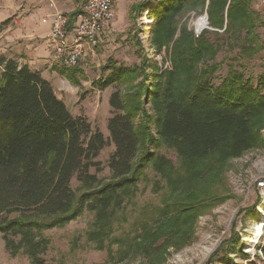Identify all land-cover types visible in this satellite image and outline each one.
<instances>
[{"label": "trees", "instance_id": "trees-1", "mask_svg": "<svg viewBox=\"0 0 264 264\" xmlns=\"http://www.w3.org/2000/svg\"><path fill=\"white\" fill-rule=\"evenodd\" d=\"M251 2L160 0L151 7V42L157 48L171 45L172 66L159 74L155 70L150 82L142 59L130 69L112 62L102 67L93 84L117 87L108 98L107 139L85 116H74L38 71L0 55V233L11 255L21 250L30 264H44L50 242L43 232L64 226L84 210L94 215L87 238L102 249L119 209L135 197L149 165L165 180L168 196L150 221L134 224L132 237L113 240L119 259L139 255L163 264L169 249L192 242L198 218L231 197L225 174L229 159L264 149V94L233 64L212 84L220 67L215 62L219 35L242 37V59L262 49ZM144 4H134L130 17ZM204 9L209 25L222 32L203 30L195 37L186 24L178 30L186 12ZM78 12L68 14L69 26ZM76 66L52 70L80 86ZM109 144L111 175L103 181L97 157ZM161 146L175 151L178 166L157 153ZM230 247L227 254L235 252ZM224 259L220 263L227 264Z\"/></svg>", "mask_w": 264, "mask_h": 264}, {"label": "rangeland", "instance_id": "rangeland-1", "mask_svg": "<svg viewBox=\"0 0 264 264\" xmlns=\"http://www.w3.org/2000/svg\"><path fill=\"white\" fill-rule=\"evenodd\" d=\"M126 1L125 7L128 8L129 1L133 0ZM159 1L146 0L144 6L150 9ZM250 8L258 18L255 32L262 49L251 59H242L239 53L240 46L243 45L242 37L233 40L225 35H219L216 38L218 51L215 62L219 63L220 67L212 78V84L217 85L225 76L228 66L233 64L237 69H244V78L250 79L251 85L257 86L264 94V4L261 0H252ZM204 14L207 15L205 9L203 12L197 10L186 12L180 19L178 30L181 24H186L187 28L194 33L195 26L197 24V26H201L204 23L199 34L203 30L223 31L224 28L211 27L207 18L203 21L201 17ZM138 15L139 13L137 14L136 11L134 19L129 18L127 26L121 28V31L110 30L105 37L101 38L94 50L95 57L88 58V61L83 64L80 62L76 66L80 71L76 74L80 86L69 83L78 88H76L77 92L73 89L74 91L70 95L63 96L68 110L74 116H85L92 125L102 131L106 139L109 138L107 119L112 113L108 98L117 87L112 84L104 89H99L93 84L101 76L102 67L112 62L115 66L130 69L138 66L142 59L145 74H150L148 78L150 82L151 78L155 81V73H153L155 70L156 74H159L171 69L172 66L171 45L155 47L151 42L152 34L150 32L153 25L151 17L148 16L150 23L146 27L139 28L136 21ZM198 35L194 33L195 37ZM209 37L214 40V36L209 35ZM148 49L152 50V55ZM149 57L151 58L149 59ZM158 62L167 64L161 67ZM83 65L85 67H81ZM106 73L107 71L103 75ZM145 106L147 110L150 109L148 103ZM112 151L113 145L109 144L97 157V160L102 164V170L97 173V176L103 181L108 180L111 175L106 161ZM157 153L169 158L175 166L179 165V159L173 149L161 146L157 149ZM228 163L229 167L225 174L231 197L224 203L215 206L210 212L200 216L194 226L192 242L178 250L169 249L170 254L167 255L163 264H209L210 256L220 247L218 255L210 264H224L219 260L224 259V256L227 257V255V259H224L227 264H263L264 253L258 252V245L252 254L247 251L253 250L255 242L252 241V237L258 223L263 224L261 234L264 239V191L258 190L255 184V180L264 178V149L247 150L238 157L230 158ZM91 171L95 170L91 169ZM142 178L138 183L135 197L126 200L122 208L119 209L116 221L112 226V235L104 239L102 249H99L95 242L87 238L88 232L92 229L94 215L92 212L84 210L64 226L43 232L50 242L47 251L42 255L45 260L44 264H150L151 262L149 263L139 255L120 260L117 255L119 244L113 241L122 235L132 237L134 224L150 221L154 217L155 209L161 207L162 202L168 196L165 180L153 171L151 165L145 169ZM71 185L75 189L79 187L78 182L74 179ZM230 246L235 249V252L227 254ZM109 252L111 253L109 254ZM155 263L157 264L156 261ZM0 264H30L29 257L23 251L20 250L16 255H11L6 250L1 233Z\"/></svg>", "mask_w": 264, "mask_h": 264}, {"label": "crops", "instance_id": "crops-1", "mask_svg": "<svg viewBox=\"0 0 264 264\" xmlns=\"http://www.w3.org/2000/svg\"><path fill=\"white\" fill-rule=\"evenodd\" d=\"M86 1L0 0V55L16 59L19 64H26L29 69L38 71L44 79L49 81L57 97L64 103L65 95H70L73 89L77 92V87L72 86L68 80L52 70L54 66H61L49 38L52 14L58 10L68 16L69 13L80 11ZM143 1H129L127 8L126 0H113L114 16L102 37H105L110 30L121 31V28H125L131 18L128 14L129 9ZM143 8L138 10L137 14ZM93 57L95 52L86 54L78 64L80 62L83 64L88 61V58Z\"/></svg>", "mask_w": 264, "mask_h": 264}, {"label": "built area", "instance_id": "built-area-1", "mask_svg": "<svg viewBox=\"0 0 264 264\" xmlns=\"http://www.w3.org/2000/svg\"><path fill=\"white\" fill-rule=\"evenodd\" d=\"M261 1L264 4V0ZM144 7L136 19L139 28L141 26L146 27L150 23L148 19L149 8L147 6ZM113 16V0H87L83 8L75 16L71 26L68 25L69 18L65 13L58 10L55 11L52 14L49 38L58 57L59 65L69 68L75 67L86 54L94 53L95 48L101 41L102 34L111 23ZM205 18H207L206 14L202 15L201 19L203 21H205ZM197 25L194 28L196 35L199 34L203 27L202 25ZM148 51L152 55V50L148 49ZM158 63L161 67L167 64L165 62L163 64L161 62ZM255 184L258 190L264 191L263 177L255 180ZM257 245L258 252H263L261 249L264 246L262 234L259 235L254 243L253 250H249L247 253L251 252L252 254V251L255 252Z\"/></svg>", "mask_w": 264, "mask_h": 264}, {"label": "bare ground", "instance_id": "bare-ground-1", "mask_svg": "<svg viewBox=\"0 0 264 264\" xmlns=\"http://www.w3.org/2000/svg\"><path fill=\"white\" fill-rule=\"evenodd\" d=\"M262 227H263V224L262 223H260V224L258 223L256 225V227L254 228L255 232H254L253 237H252V241L253 242L257 241V238L259 237V235L262 232Z\"/></svg>", "mask_w": 264, "mask_h": 264}]
</instances>
